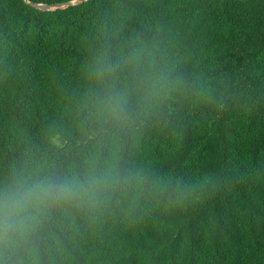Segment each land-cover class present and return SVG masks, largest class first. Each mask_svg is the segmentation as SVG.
I'll use <instances>...</instances> for the list:
<instances>
[{
  "label": "trees",
  "instance_id": "obj_1",
  "mask_svg": "<svg viewBox=\"0 0 264 264\" xmlns=\"http://www.w3.org/2000/svg\"><path fill=\"white\" fill-rule=\"evenodd\" d=\"M0 0V196L75 181L0 264H264V0Z\"/></svg>",
  "mask_w": 264,
  "mask_h": 264
},
{
  "label": "clouds",
  "instance_id": "obj_2",
  "mask_svg": "<svg viewBox=\"0 0 264 264\" xmlns=\"http://www.w3.org/2000/svg\"><path fill=\"white\" fill-rule=\"evenodd\" d=\"M87 195L75 181L43 178L17 182L0 196V245L13 246L15 235L24 236L53 202Z\"/></svg>",
  "mask_w": 264,
  "mask_h": 264
},
{
  "label": "water",
  "instance_id": "obj_3",
  "mask_svg": "<svg viewBox=\"0 0 264 264\" xmlns=\"http://www.w3.org/2000/svg\"><path fill=\"white\" fill-rule=\"evenodd\" d=\"M87 0H76V1H73V2H70V3H66L64 5H55L53 6L52 8L48 7V6H42V5H37V4H34V3H31V6L35 7V8H38V9H41V10H45V11H49L51 9H64V8H67V7H70V6H73V5H76L78 3H82V2H85Z\"/></svg>",
  "mask_w": 264,
  "mask_h": 264
},
{
  "label": "rangeland",
  "instance_id": "obj_4",
  "mask_svg": "<svg viewBox=\"0 0 264 264\" xmlns=\"http://www.w3.org/2000/svg\"><path fill=\"white\" fill-rule=\"evenodd\" d=\"M54 9V8H53Z\"/></svg>",
  "mask_w": 264,
  "mask_h": 264
}]
</instances>
